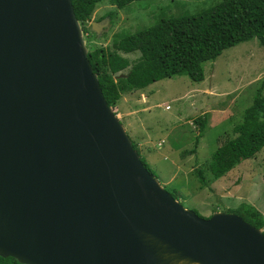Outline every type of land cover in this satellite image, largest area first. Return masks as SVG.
I'll use <instances>...</instances> for the list:
<instances>
[{"label":"water","instance_id":"water-1","mask_svg":"<svg viewBox=\"0 0 264 264\" xmlns=\"http://www.w3.org/2000/svg\"><path fill=\"white\" fill-rule=\"evenodd\" d=\"M87 53L71 0H0V256L264 264L261 228L200 216L149 172Z\"/></svg>","mask_w":264,"mask_h":264},{"label":"rangeland","instance_id":"rangeland-1","mask_svg":"<svg viewBox=\"0 0 264 264\" xmlns=\"http://www.w3.org/2000/svg\"><path fill=\"white\" fill-rule=\"evenodd\" d=\"M219 1L135 0L118 7L103 0L93 9L90 21L107 18V11L112 12L111 19L98 34L85 38L86 50L118 52L129 64L113 76L126 74L140 51L116 49L115 34L134 33L162 18L195 14ZM203 69L200 82L181 74L125 90L112 109L160 184L183 207L209 217L217 211L238 214L236 208L248 203L264 216V147L218 178L206 166L211 152L236 136L234 127L244 116L259 113L254 98H264V46L256 39L241 42L204 62ZM197 117L206 119V134L200 139ZM190 150L194 152L182 154ZM194 168H203L206 185Z\"/></svg>","mask_w":264,"mask_h":264},{"label":"trees","instance_id":"trees-1","mask_svg":"<svg viewBox=\"0 0 264 264\" xmlns=\"http://www.w3.org/2000/svg\"><path fill=\"white\" fill-rule=\"evenodd\" d=\"M102 1L71 0L75 16L87 39L94 33L87 22L95 6ZM108 1L124 7L135 0ZM104 16L111 17L112 12L107 11ZM115 39V48L122 52L140 51V56L126 74L113 76L129 64V60L118 52L97 48L87 53L110 107L114 106L123 91L143 88L165 77L184 74L193 81H202L203 63L215 60L224 49L241 42L256 39L264 46V0H220L195 14L162 18L154 25L134 33L115 34ZM263 100L256 95L254 101L259 106L257 116L246 114L243 121L234 127L236 136L227 139L211 152L206 166L215 178L224 175L241 161L252 158L264 147ZM194 122L199 130L197 138L200 139L206 134V119L197 117ZM133 146L140 154L135 143ZM191 152L194 151L182 154ZM140 157L149 172L157 177L145 158ZM193 171L201 183L206 185L203 168H194ZM236 210L251 225L264 227V216L255 206L242 203ZM0 264L23 263L11 256H0Z\"/></svg>","mask_w":264,"mask_h":264},{"label":"clouds","instance_id":"clouds-1","mask_svg":"<svg viewBox=\"0 0 264 264\" xmlns=\"http://www.w3.org/2000/svg\"><path fill=\"white\" fill-rule=\"evenodd\" d=\"M107 18H108V17H107ZM108 19H109V18H108ZM89 21H90V20H89ZM89 21L87 22V24H88L87 26H89V27H90V29H91L90 22H91L92 20H91L90 22H89ZM80 24H81V23H80ZM81 27H82V26H81ZM91 30H92V29H91ZM92 31H93V30H92ZM83 33H84V31H83ZM84 37H85V33H84ZM199 82H200V81H199ZM167 106H168V105H167ZM211 215H212V214H211ZM211 215H210V216H211Z\"/></svg>","mask_w":264,"mask_h":264},{"label":"bare ground","instance_id":"bare-ground-1","mask_svg":"<svg viewBox=\"0 0 264 264\" xmlns=\"http://www.w3.org/2000/svg\"><path fill=\"white\" fill-rule=\"evenodd\" d=\"M178 264H187V263L179 262ZM191 264H197V263H191Z\"/></svg>","mask_w":264,"mask_h":264},{"label":"crops","instance_id":"crops-1","mask_svg":"<svg viewBox=\"0 0 264 264\" xmlns=\"http://www.w3.org/2000/svg\"><path fill=\"white\" fill-rule=\"evenodd\" d=\"M124 126V125H123ZM217 212H220V211H217ZM214 213V212H213Z\"/></svg>","mask_w":264,"mask_h":264}]
</instances>
